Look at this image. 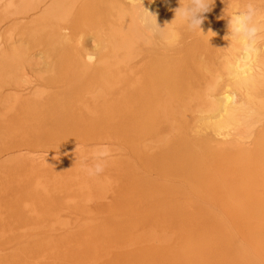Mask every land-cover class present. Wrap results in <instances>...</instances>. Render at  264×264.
<instances>
[{"label":"bare ground","instance_id":"bare-ground-1","mask_svg":"<svg viewBox=\"0 0 264 264\" xmlns=\"http://www.w3.org/2000/svg\"><path fill=\"white\" fill-rule=\"evenodd\" d=\"M247 2L189 30L187 0H0V264H264V43L227 37Z\"/></svg>","mask_w":264,"mask_h":264},{"label":"clouds","instance_id":"clouds-1","mask_svg":"<svg viewBox=\"0 0 264 264\" xmlns=\"http://www.w3.org/2000/svg\"><path fill=\"white\" fill-rule=\"evenodd\" d=\"M213 0H187L185 5L174 9L175 18L189 30L201 29L203 14L210 10ZM261 11L252 0L243 7H237L229 16V40L238 44L245 54L256 53L258 45L264 43V23L260 22ZM112 150L106 144L97 145L92 150L93 163L84 164L83 170L89 176L102 174L111 157Z\"/></svg>","mask_w":264,"mask_h":264},{"label":"rangeland","instance_id":"rangeland-1","mask_svg":"<svg viewBox=\"0 0 264 264\" xmlns=\"http://www.w3.org/2000/svg\"><path fill=\"white\" fill-rule=\"evenodd\" d=\"M36 56H37V58L40 57V56L37 55V54H36ZM94 147H95V145H91V146L89 147L88 150H89V151H92ZM259 181H260V180H259ZM256 187H258V188H264V186H261V187H260V186H256ZM261 192H262V193H260V190H259V193L264 195V191L261 190ZM2 233H6V232H2Z\"/></svg>","mask_w":264,"mask_h":264}]
</instances>
